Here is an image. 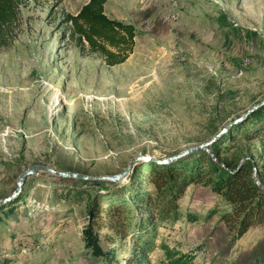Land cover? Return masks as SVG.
<instances>
[{
  "label": "rangeland",
  "instance_id": "obj_1",
  "mask_svg": "<svg viewBox=\"0 0 264 264\" xmlns=\"http://www.w3.org/2000/svg\"><path fill=\"white\" fill-rule=\"evenodd\" d=\"M17 1L0 45V201L30 166L103 177L141 160L103 185L28 176L21 200L1 217L0 264H125L134 239L95 213L104 255L85 247L90 205L111 200L113 211L147 228L143 165L208 142L264 98V0H107L104 14L136 32L131 54L115 66L69 36L67 16L88 0ZM229 140L219 161L249 162L264 188V139ZM202 151L212 156L210 146ZM177 204V220L152 229L149 264L164 259L162 244L194 264H264V219L238 236L222 221L232 207L203 184H190Z\"/></svg>",
  "mask_w": 264,
  "mask_h": 264
},
{
  "label": "trees",
  "instance_id": "obj_2",
  "mask_svg": "<svg viewBox=\"0 0 264 264\" xmlns=\"http://www.w3.org/2000/svg\"><path fill=\"white\" fill-rule=\"evenodd\" d=\"M107 0H88L74 16H67L66 23L70 24L69 36L78 47L86 48L89 53H99L108 66H115L126 61L132 52L135 28L131 24L109 19L104 14V5ZM17 0H0V45L4 44L6 30L11 27L17 17ZM250 138L264 139V106L257 109L243 124L237 122L227 132L223 133L211 145L212 156L205 151H197L191 156L175 160L166 164L148 162L143 165L147 168L140 184L142 192L139 200L146 206L149 214L147 228H138L131 224L129 216H124L121 210H112L113 202L106 201V207L99 208L100 204L90 205L88 225L83 229L85 247L94 257L103 256L98 244V235L93 232L95 224L106 218L105 227L115 232L120 238L130 236L134 244L125 258V264H149L150 239L152 229L160 222L175 221L178 218V200L186 188L192 184H203L218 194L233 210L232 215L223 216L230 229L238 236L243 235L252 223L264 219V191L251 178L249 162L240 166H229L219 161L224 152L226 141ZM68 187L70 182H84L103 185L97 181H81L76 179L56 178ZM154 196H150V189ZM70 192L63 196L69 197ZM110 197L108 194L104 198ZM102 199V200H103ZM109 199V198H107ZM21 200V196L0 205L1 217L7 215L12 207ZM233 221V222H232ZM103 226V224H99ZM111 241L114 239L110 238ZM164 259L160 264H194V257L190 254L170 248L167 244L160 247ZM7 263V262H6ZM1 264H5L1 263Z\"/></svg>",
  "mask_w": 264,
  "mask_h": 264
},
{
  "label": "water",
  "instance_id": "obj_3",
  "mask_svg": "<svg viewBox=\"0 0 264 264\" xmlns=\"http://www.w3.org/2000/svg\"><path fill=\"white\" fill-rule=\"evenodd\" d=\"M263 105H264V98L259 103H257L256 105L252 106L249 110H247L242 116H240L239 118H236L231 124H229L228 126L223 128L221 131H219L218 134H216L212 139H210L208 142H206L204 144H201V145H198L196 147L185 150L184 152H182L176 156L167 158V159H163V160H159V161L154 160V159H149V161L154 162V163H159V164H166V163H170L174 160H178V159L182 158L183 156L187 155L188 153L203 150V149L207 148L208 146H210L217 138H219L227 130L228 127H230L233 124H236L237 122H240L249 113H251L252 111H254L255 109H257ZM140 160H141V157L135 158L132 162H130L126 166V168L121 173H119L117 175L103 176V177H89V176H85V175H81V174H77V173H72V172L57 171V170H54L50 167L42 166V165L30 166L17 178L15 191L10 196L1 200L0 205L16 199L19 196V194L21 193L22 186L24 184L25 179L30 175H36L38 172H46V173L54 175L55 177H58V178L76 179V180H81V181H121L129 174V171ZM256 184H257V186H259L258 183H256ZM259 187L264 191L263 187H261V186H259Z\"/></svg>",
  "mask_w": 264,
  "mask_h": 264
}]
</instances>
